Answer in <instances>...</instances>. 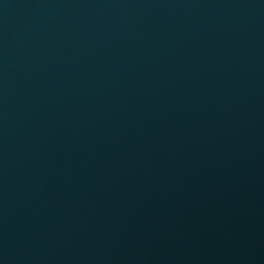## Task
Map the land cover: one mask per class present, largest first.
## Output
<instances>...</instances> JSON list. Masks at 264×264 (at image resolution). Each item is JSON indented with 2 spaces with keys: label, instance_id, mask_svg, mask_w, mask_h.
Here are the masks:
<instances>
[{
  "label": "water",
  "instance_id": "1",
  "mask_svg": "<svg viewBox=\"0 0 264 264\" xmlns=\"http://www.w3.org/2000/svg\"><path fill=\"white\" fill-rule=\"evenodd\" d=\"M0 264H264V0H0Z\"/></svg>",
  "mask_w": 264,
  "mask_h": 264
}]
</instances>
